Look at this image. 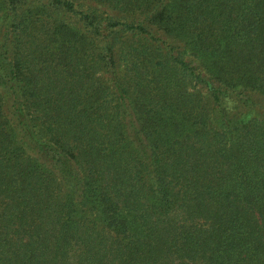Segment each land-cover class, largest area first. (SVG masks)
<instances>
[{
	"label": "trees",
	"instance_id": "obj_1",
	"mask_svg": "<svg viewBox=\"0 0 264 264\" xmlns=\"http://www.w3.org/2000/svg\"><path fill=\"white\" fill-rule=\"evenodd\" d=\"M72 1L0 0V264H264V0Z\"/></svg>",
	"mask_w": 264,
	"mask_h": 264
},
{
	"label": "rangeland",
	"instance_id": "obj_2",
	"mask_svg": "<svg viewBox=\"0 0 264 264\" xmlns=\"http://www.w3.org/2000/svg\"><path fill=\"white\" fill-rule=\"evenodd\" d=\"M72 1V0H70ZM74 6L76 9L83 10L86 7H89L90 9H94L97 11V14H100L101 17L104 18H119V19H125L131 20L132 15L126 12H120L114 8H110L109 6L105 4H100L96 0H73ZM79 5V7H78ZM141 20V18H139ZM153 31H156V37L160 41L161 45L165 47V45H168L170 47H173L175 45V40L170 36L171 33L163 30H156L157 28H152ZM163 42H165L163 44ZM190 90L191 87H188Z\"/></svg>",
	"mask_w": 264,
	"mask_h": 264
}]
</instances>
